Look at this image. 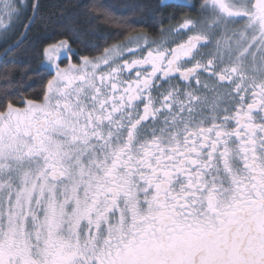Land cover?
Here are the masks:
<instances>
[{"label":"snow or ice","instance_id":"6c2138e0","mask_svg":"<svg viewBox=\"0 0 264 264\" xmlns=\"http://www.w3.org/2000/svg\"><path fill=\"white\" fill-rule=\"evenodd\" d=\"M128 7L178 23L95 57L46 29L40 93L0 88V264H264V0ZM46 19L0 0L5 54Z\"/></svg>","mask_w":264,"mask_h":264},{"label":"trees","instance_id":"16d2710c","mask_svg":"<svg viewBox=\"0 0 264 264\" xmlns=\"http://www.w3.org/2000/svg\"><path fill=\"white\" fill-rule=\"evenodd\" d=\"M149 2V0H40L41 16L46 17L42 23L37 20L28 33V40L20 48H12L18 40L19 32L7 43L0 41V88L6 87L4 80L12 83L9 91L34 98L40 93L48 76L42 70L41 60L31 53L29 45L38 34L54 28L62 31L63 25L79 24L87 35L84 44L78 47L80 55L95 56L103 52L104 48L111 47L125 41L128 37L137 35H151L157 37L158 29L169 28L178 23V20L164 19L161 24V14L155 17L143 16L129 10V5ZM157 3L159 0H150ZM95 9V10H94ZM173 10L169 9L163 16ZM179 13L178 15H182ZM85 44L88 46L85 47ZM28 49V52H25Z\"/></svg>","mask_w":264,"mask_h":264},{"label":"flooded vegetation","instance_id":"af4514ba","mask_svg":"<svg viewBox=\"0 0 264 264\" xmlns=\"http://www.w3.org/2000/svg\"><path fill=\"white\" fill-rule=\"evenodd\" d=\"M158 34V36L157 37H150L151 35H146V34H142V35H146L147 37H148V39L149 40H158V39H161L162 37H161V29H158V32H157ZM95 56H97V55H95ZM95 56H91V57H95Z\"/></svg>","mask_w":264,"mask_h":264},{"label":"rangeland","instance_id":"374dc122","mask_svg":"<svg viewBox=\"0 0 264 264\" xmlns=\"http://www.w3.org/2000/svg\"><path fill=\"white\" fill-rule=\"evenodd\" d=\"M124 42H126V40L125 41H123V42H121V43H124ZM121 43H119V44H121ZM114 46V45H113ZM102 54V53H101ZM100 55V54H99Z\"/></svg>","mask_w":264,"mask_h":264}]
</instances>
